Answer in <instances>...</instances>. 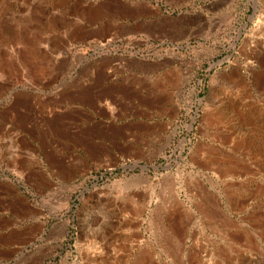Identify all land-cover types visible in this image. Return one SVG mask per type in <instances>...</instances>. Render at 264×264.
Segmentation results:
<instances>
[{"label": "rangeland", "instance_id": "1", "mask_svg": "<svg viewBox=\"0 0 264 264\" xmlns=\"http://www.w3.org/2000/svg\"><path fill=\"white\" fill-rule=\"evenodd\" d=\"M0 264H264V0H0Z\"/></svg>", "mask_w": 264, "mask_h": 264}]
</instances>
